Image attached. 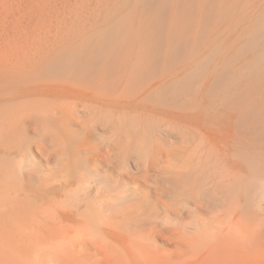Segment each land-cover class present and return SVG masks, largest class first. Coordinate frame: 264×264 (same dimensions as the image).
Listing matches in <instances>:
<instances>
[{
	"label": "rangeland",
	"instance_id": "374dc122",
	"mask_svg": "<svg viewBox=\"0 0 264 264\" xmlns=\"http://www.w3.org/2000/svg\"><path fill=\"white\" fill-rule=\"evenodd\" d=\"M157 2L0 0V65L12 70L1 94L28 100L37 114L6 134L20 140L19 152L30 147L39 172L24 185L54 210L48 205L42 219L22 226L33 236L0 240V264H75L66 251L80 243L51 235L75 226L69 207L88 200L83 210L97 208L104 224L96 240L82 243L78 264H134L130 232L161 251L163 262L149 264H264V65L251 63L256 52L247 47L253 25L264 22V0H171L163 15ZM123 19L129 25L113 42L82 51ZM147 23L158 25L160 38ZM62 55L75 60L65 63H89L86 71L61 76L48 65ZM249 67L229 86L219 82L227 69ZM87 78L106 82L107 93L78 84ZM53 99L74 103V115H45L38 106ZM49 114L56 120L45 123ZM88 171L112 187L84 179Z\"/></svg>",
	"mask_w": 264,
	"mask_h": 264
},
{
	"label": "bare ground",
	"instance_id": "6f19581e",
	"mask_svg": "<svg viewBox=\"0 0 264 264\" xmlns=\"http://www.w3.org/2000/svg\"><path fill=\"white\" fill-rule=\"evenodd\" d=\"M148 1H152V0H146V2H148ZM156 1H158L157 2V5H158V7H157V10L163 15V13L164 12H166V9L168 8V5H169V3L171 2V0H156ZM155 2V1H154ZM153 2V3H154ZM150 3V2H149ZM152 3V4H153ZM155 6V5H154ZM148 8V7H147ZM232 8V7H231ZM186 9V8H185ZM146 10V9H145ZM188 11V10H187ZM149 12V11H148ZM229 13V12H228ZM226 14V13H225ZM186 15V14H185ZM185 17V16H184ZM188 19V18H187ZM127 19H123V20H121L118 24H116V25H112L111 27H109L106 31H104V32H102V33H100L99 34V36L97 37V39H96V41H92V42H86L84 45H82V46H84V48L82 47V51L84 52V50L83 49H86V52H88L89 50V48L90 47H92V46H94V49L96 48L97 50H99V43H105V42H107V43H110V42H113L115 39H116V36L118 35V32H119V30L121 29V28H123L124 26H127V25H129V24H127V21H126ZM149 23H150V20H149ZM148 24V23H147ZM146 25V24H145ZM150 24H148V27H149V30L147 29V31L146 32H148L151 36H153L155 33L156 34H159V27H158V25L157 24H151L150 26H149ZM187 25V24H186ZM144 27V26H143ZM146 27V26H145ZM253 30L251 31L252 32V34L250 35V38H249V40H248V48H250V50L252 49L253 51H255L256 52V55H255V58H254V60L251 62V63H254L253 65H255L256 67H257V69L258 68H262L263 67V65H264V22H262L261 20H259L256 24H255V26L253 25ZM147 28V27H146ZM145 28V29H146ZM185 28V27H184ZM161 29V28H160ZM160 33H161V30H160ZM160 35L161 34H159L158 36H159V38H160ZM246 36H248V35H246ZM154 37L156 38L157 36L156 35H154ZM153 37V38H154ZM162 37V36H161ZM154 38V39H155ZM247 38V37H246ZM248 39V38H247ZM155 41H158V39H155ZM244 45H245V43H244ZM244 47H246V45L244 46ZM81 49V48H80ZM244 49V48H243ZM243 49H241V52L243 51ZM173 50L174 51H179V50H181V48H180V45H174L173 46ZM250 50H248V51H250ZM81 51V50H80ZM80 52L79 53V51L78 52H75V53H73V54H77V53H79L81 56L83 55V54H87L86 52L85 53H83V52ZM240 52V51H239ZM245 52H246V50H245ZM83 53V54H82ZM248 53V52H247ZM69 56H71V54L69 53L68 54ZM67 55V56H68ZM80 55H79V59H80ZM242 55V54H241ZM240 55V56H241ZM69 56L68 57H66V55L63 57V55H62V57H61V63H49V67H54V65H58V67L59 68H61L62 69V72H61V76H64V75H66L67 73H69L70 71H72V70H79L80 72H84V71H86V64H89V63H65L64 61L66 60L67 61V59L69 58ZM237 57H239L238 56V54H237ZM242 57H244V56H242ZM76 58V57H75ZM69 59H71V58H69ZM74 58L72 57V59L71 60H73ZM90 60V59H89ZM59 61V62H60ZM69 61V60H68ZM73 61H75V60H73ZM63 62V63H62ZM71 62V61H70ZM248 62V61H247ZM122 64V63H121ZM231 64V63H230ZM14 66V65H13ZM239 66V65H238ZM90 67H92V66H90ZM100 68V67H99ZM99 68H97V69H99ZM230 68V67H229ZM239 69L241 68V67H238ZM237 68V69H238ZM15 69V68H14ZM255 69V68H254ZM259 69V70H260ZM252 70H253V68L252 67H249L245 72H238V71H228V69H227V71H225V73H222V74H220V83L221 84H223V85H225V86H229L231 83H232V81L236 78H239V80H240V77L242 76V75H245V73H247V72H252ZM262 70V69H261ZM93 71H95V69L93 70ZM241 71V70H240ZM10 72H12V70L11 69H9V68H6V69H4L1 65H0V240H8V239H12V238H19V239H21V238H24V237H28V236H33L34 235V233H32V231L31 230H29L31 233H29V234H26V232H24V230H26V229H23L25 226L24 225H26V222H28L29 220H30V222H31V220L33 221V219H34V217H35V220H37L36 219V217L39 219L41 216H39V213H41L44 209L43 208H46V207H48V205H50V204H48V202H47V204L46 203H42V202H40V200H39V198H38V195H36L32 190H30V189H28L27 188V186H25L24 185V183L26 182H28V183H35V180H36V175L38 174V169H37V167H38V164L31 158L32 156H31V153H30V147L28 146L27 148H25L24 150H22L21 152H19V150H17L16 148V146H18L19 145V143L18 144H16V146H15V148H14V144H15V140L16 139H18V138H16V136H15V140H14V142H13V140L12 141H8V140H11V138H13V135H11V138L8 136L9 135V132L13 129L12 128V123L13 122H15V121H17L19 118H21V119H24L23 121H25V126H29L31 123H32V120H31V118H35V116L37 115L35 112H33L32 110L33 109H35V107L32 105H30V108L31 107H34L32 110L31 109H29V107L27 108V106L26 105H28V103H30L28 100H26V99H20L19 101L17 100V101H14L15 99L14 98H7V99H5L4 97H2V94H1V87H2V85L5 83V82H7V81H10L11 80V77L9 76V73ZM262 72V71H261ZM88 74V73H87ZM90 74V73H89ZM88 74V75H89ZM86 75V74H85ZM222 75V76H221ZM83 76H84V74H83ZM82 76V77H83ZM90 76V75H89ZM259 76V75H258ZM5 77H8L7 79H5ZM85 77V76H84ZM86 77H88V76H86ZM97 77V76H96ZM65 78V77H64ZM217 78V77H216ZM5 79V80H4ZM16 79V78H15ZM258 79V78H257ZM85 81H82V82H79L78 84H82V85H84V87H86V88H93L94 89V91H95V93H101V94H103V93H107V92H105V89H106V82H105V84H103V82L101 81V80H94V79H84ZM4 82V83H3ZM108 82H110V81H108ZM218 82V81H217ZM111 83V82H110ZM261 83V82H260ZM179 84V83H178ZM215 84H217V83H215ZM251 84V83H250ZM109 85V84H108ZM111 85V87H112V84H110ZM176 85V84H175ZM178 86V85H177ZM110 87V88H111ZM170 88V87H169ZM10 89V88H9ZM224 89V88H223ZM15 91H16V89H15ZM104 91V92H103ZM12 92V91H11ZM11 92L9 91V93L11 94ZM4 93V92H3ZM8 93V94H9ZM16 93V92H15ZM5 94V93H4ZM8 94H7V91H6V94L4 95V96H8ZM9 94V95H10ZM13 94V93H12ZM11 94V95H12ZM231 94V93H230ZM96 95V94H95ZM6 96V97H7ZM11 97V96H10ZM19 98H20V96H19ZM35 98V97H34ZM37 98V97H36ZM48 99V98H47ZM46 99V100H47ZM37 100V99H36ZM35 100V101H36ZM42 100V99H41ZM50 100V99H49ZM31 101V100H30ZM33 101V100H32ZM237 101V100H236ZM70 101H67V100H60V99H56V100H51L50 102L49 101H44L43 100V102H42V104H40V106H38V107H40V109L42 110V112L45 114V113H47L48 114V112L50 113V112H59L60 114H61V116H63V115H66V114H71V115H74V111H73V108H74V103L73 104H70L69 103ZM230 102H231V100H230ZM36 103V105H37V103H38V100H37V102H35ZM31 104H32V102H31ZM33 104H34V102H33ZM38 104V105H39ZM29 106V105H28ZM23 107H26L27 109H29L30 111H32L33 113H35V115H30L31 114V112L29 111L28 112V114L27 113H25V114H27V117L25 116L24 117V114H22V110H23ZM26 108H25V110H26ZM39 109V111H41ZM37 110V109H36ZM93 110V109H92ZM95 110V109H94ZM24 111V110H23ZM100 111V110H99ZM51 113V114H52ZM56 114H58V113H56ZM99 114H101V113H99ZM22 115V116H21ZM46 115V114H45ZM50 115V114H49ZM49 115H47V116H49ZM69 115H67V117H70ZM28 116H31V117H28ZM33 116V117H32ZM55 116V115H54ZM53 116V118L51 117V115H50V117H51V119H50V121L48 120V121H46L45 123H47V122H54L56 119H54L55 117ZM45 117V116H44ZM50 117H47L48 119L50 118ZM46 118V117H45ZM44 118V119H45ZM71 118V117H70ZM21 119L18 121L20 124H21V122H23V121H21ZM43 119V120H44ZM62 119V118H61ZM61 119H60V116L58 117V120H60L61 121ZM62 121H64V120H62ZM18 122H15V125H16V123L18 124V126L20 127V124L18 123ZM59 123V122H58ZM23 124V123H22ZM44 124V123H43ZM62 124V123H61ZM14 125V126H15ZM51 125V124H50ZM50 125H49V127H50ZM54 125V124H53ZM57 125V124H56ZM59 125V124H58ZM23 127H24V125H22ZM46 126H47V124H46ZM15 128L16 127H14V130H15ZM21 128V127H20ZM27 128V127H26ZM26 128H24V130L22 129V131H21V129H20V131H21V133L23 132V131H25V129ZM53 128H54V126H53ZM57 128H58V126H57ZM17 129L18 128H16V132H18L17 131ZM55 129V128H54ZM13 130V131H14ZM56 130V129H55ZM12 131V132H13ZM54 131V130H53ZM11 132V133H12ZM14 133V134H17V133ZM8 135H7V134ZM59 133V132H58ZM7 135V136H6ZM20 135V134H19ZM9 137V138H7V140H6V137ZM18 136V135H17ZM20 138V137H19ZM25 138V137H24ZM19 140V139H18ZM17 140V141H18ZM16 141V142H17ZM20 141V140H19ZM21 141H23V140H21ZM12 142H13V144H12ZM24 142V141H23ZM20 146V145H19ZM23 148V147H22ZM16 149V150H15ZM74 166H75V168H77V166H78V164L77 163H75L74 164ZM81 167H83L82 165H81ZM80 167V168H81ZM74 169V168H73ZM80 170V169H79ZM78 170V171H79ZM86 171V169H82V172H85ZM90 171H92V170H90ZM90 171H88V175H89V177H84V179H87V178H92V179H94V181L93 182H96V186H97V184H99V185H103V187L105 188L106 187V191H107V189L109 188H111L112 187V185H111V182L108 180V178L106 177H97V174H96V176L94 175V173L92 172V173H90ZM87 172V171H86ZM86 172H85V174H86ZM79 173H80V171H79ZM81 175V174H80ZM88 175H86V176H88ZM83 176H84V174H83ZM82 176V177H83ZM53 177V176H52ZM80 178V177H79ZM92 179H90V181L92 180ZM64 181V180H63ZM89 181V182H90ZM80 183V182H79ZM94 184V183H93ZM252 185H253V183H252ZM255 185V184H254ZM88 186H89V184H88ZM70 187V186H69ZM68 187V188H69ZM81 187V186H80ZM252 187V186H251ZM82 188H83V186H82ZM87 188V187H86ZM248 188H250V186L248 187ZM73 189V188H72ZM101 191L103 190L102 189V187H101V189H100ZM80 191V190H79ZM78 191V194L80 193L81 194V192H79ZM76 192V191H75ZM97 192H98V190H97ZM84 193V192H83ZM38 194V193H37ZM73 194V193H72ZM100 196H101V194H104V193H98ZM97 194V195H98ZM105 195H106V193H105ZM86 196L88 197V195L86 194ZM86 196L84 197V199H86ZM95 196V195H94ZM104 196H102V198H103ZM70 198V197H69ZM97 199L99 198V196L98 197H96ZM96 198L94 199V200H96ZM101 198V199H102ZM71 199H73V198H71ZM81 199H83V198H81ZM83 199V200H84ZM54 200H55V198H54ZM68 200H70V199H68ZM78 200V199H77ZM94 200L92 199V201H93V203H94ZM74 201V200H73ZM100 200L98 199L96 202H99ZM76 202V201H75ZM81 202V201H80ZM84 202H86V201H84ZM83 202V203H84ZM90 202L91 201H89L88 200V204H89V206L91 207V205H90ZM101 202V201H100ZM69 203V202H68ZM71 203H73V202H71ZM78 203H79V201H78ZM78 203L76 202V207H72V209L69 207V209H70V211H74V214L79 218H77L79 221L76 223V225L75 226H71V228H65V230H62V232L60 231V232H58V231H56V232H58V233H55V234H53L52 232V235L51 236H54V238L55 237H60V238H63V239H67V241H69V242H71V243H74V242H79L80 243V246H76L77 248H75L74 246L73 247H71V248H69V247H67L68 248V250L66 251V253H67V258H69V259H74V258H79V260L81 259V258H84L83 256H84V254L86 255V251H85V246L82 244V243H84L85 244V241L87 240H91V239H95V238H97V237H99V231L101 230V227H103L102 225L104 224H101V218H100V215H99V212H98V209L97 208H90V209H94L93 210V212L94 213H91V214H88L87 212H88V210H90V209H88L87 210V212H86V210H83V207L85 206V204L86 203H84V206L82 207V206H79L78 205ZM92 203V204H93ZM74 204V203H73ZM88 204H86V209L88 208L87 206H88ZM98 204V203H97ZM47 205V206H46ZM57 205H58V203H57ZM60 205V204H59ZM81 205V204H80ZM93 205H95V204H93ZM100 205H102L101 203L100 204H98V206H100ZM97 206V207H98ZM50 208L52 209L53 207H51V205H50ZM50 208H49V210L48 209H46V210H48L49 212L51 211L50 210ZM62 208V207H61ZM60 208V209H61ZM67 208V207H66ZM85 208V207H84ZM39 210V209H41L40 211H37L38 212V214L36 213V210ZM43 209V210H42ZM59 209V210H60ZM53 210V209H52ZM48 211H46V212H48ZM54 211V210H53ZM52 211V212H53ZM58 211V210H57ZM61 211V210H60ZM99 211H100V207H99ZM45 212L43 211V213L42 214H44ZM56 213V212H55ZM54 213V214H55ZM41 214V215H42ZM52 215H49V213L47 214V215H49V216H47L46 217V214L44 215V217L47 219V218H49V220L51 219L52 220V223H54V224H56L55 223V221L57 222V223H59V221H57V220H60L59 219V217L57 216V217H55L54 215H53V213H51ZM64 215V214H63ZM50 216H52V217H50ZM54 216V217H53ZM43 217V216H42ZM42 217H41V219H42ZM45 218H43V220L45 219ZM77 219H76V221H77ZM112 219V218H111ZM34 220V221H35ZM50 220V221H51ZM107 220V222H108V219H106ZM38 221V220H37ZM36 221V222H37ZM47 221H48V219H47ZM29 223V222H28ZM27 223V224H28ZM37 223H39V222H37ZM40 224V223H39ZM59 224H61V222L59 223ZM107 224V226L108 227H112V225L111 224H109V223H106ZM29 225L32 227V224L31 223H29ZM28 225V226H29ZM57 225V224H56ZM74 225V224H73ZM22 226H24L23 228H22ZM64 226H65V224H64ZM67 226H69V225H67ZM18 227V228H17ZM45 227H46V225H45ZM50 227V226H49ZM53 227V226H52ZM59 227H61V225H59ZM25 228H27V227H25ZM29 228V227H28ZM23 229V230H22ZM30 229V228H29ZM59 230H60V228H59ZM28 231V230H27ZM103 231V230H102ZM107 231V230H106ZM36 232H38V231H36ZM131 233V235H130V239L128 240L129 241V243H130V245L128 246L129 247V253H131V256H132V258L133 259H135V260H133V262H134V264H135V262L137 263V264H149V263H152V262H163V260H164V257L161 255L160 256V254H161V251L159 252L160 254H159V256L161 257H159L158 256V249L154 246V244L152 243V242H149L144 236H142V234H140V233H138V232H130ZM40 234V233H39ZM44 235H46L45 233H43ZM50 234V233H49ZM35 235H37V233H35ZM44 235H40V236H43L44 237ZM39 236V235H38ZM35 238L37 237V236H34ZM38 238V237H37ZM41 238V237H40ZM19 239H18V241H19ZM29 239V238H28ZM30 240V239H29ZM28 240V241H29ZM96 240V239H95ZM36 241V240H35ZM98 241H100V240H98ZM96 242V241H95ZM106 242V241H105ZM10 243V242H9ZM24 242H22V244H23ZM46 243H47V241H46ZM15 244H17V243H15ZM26 244V243H25ZM34 244V243H33ZM45 244V243H44ZM67 244V243H66ZM69 244V243H68ZM94 244V243H93ZM98 244V243H97ZM103 244V243H102ZM14 245V244H13ZM41 245V244H40ZM86 245V244H85ZM95 245V244H94ZM99 245V244H98ZM106 245V244H105ZM104 245V246H105ZM16 246V245H15ZM29 246V245H28ZM52 246V245H51ZM70 246H71V244H70ZM107 246V245H106ZM17 247V246H16ZM24 247H25V245H24ZM27 247V246H26ZM32 247H33V245H32ZM99 247V246H98ZM110 247V246H109ZM109 247H107V249L109 248ZM20 248V247H19ZM23 248V247H22ZM22 248H20V249H22ZM28 248V251H29V248L30 247H27ZM99 248H101L102 249V246H100ZM13 249V248H12ZM24 249V248H23ZM35 248H33V250H34ZM100 249V250H101ZM111 249V248H110ZM109 249V250H110ZM113 249V248H112ZM114 249H116V248H114ZM44 250V249H43ZM104 249H102L101 250V252L100 253H105L106 252V249H105V252L103 251ZM26 251V250H25ZM24 251V252H25ZM39 252V251H38ZM108 252V251H107ZM111 252H113V251H111ZM21 253V252H20ZM27 254H28V252H26ZM25 253V254H26ZM32 253V251L30 252V254ZM87 253H88V251H87ZM125 253V252H124ZM19 254V253H18ZM50 254V253H49ZM105 254H107V253H105ZM104 254V255H105ZM111 254V253H110ZM113 254V253H112ZM120 254V253H119ZM100 255V254H99ZM103 255V254H102ZM109 255V254H108ZM118 256V255H117ZM16 257V256H15ZM105 257V256H104ZM115 257H116V255H115ZM29 258V257H28ZM85 258H86V256H85ZM126 258V257H125ZM25 259V258H24ZM106 259H108V258H106ZM77 260V259H76ZM78 260V261H79ZM84 260V259H83ZM83 260H81V261H83ZM109 260H112L111 258H109ZM120 260V259H119ZM123 260V259H122ZM70 261V260H69ZM74 261V260H73ZM78 261H76V263L78 262ZM80 261V263H82ZM113 261V260H112ZM126 261V260H125ZM124 261V262H125ZM6 262V261H5ZM75 262V261H74ZM111 262V261H110ZM123 262V263H124ZM164 262H167V260L165 259V261ZM75 263V264H76ZM79 263V264H80ZM113 263V262H112ZM120 263V262H119ZM122 263V264H123ZM27 264V263H26ZM34 264V263H33ZM78 264V263H77Z\"/></svg>",
	"mask_w": 264,
	"mask_h": 264
}]
</instances>
